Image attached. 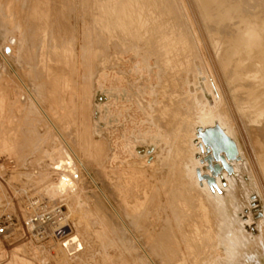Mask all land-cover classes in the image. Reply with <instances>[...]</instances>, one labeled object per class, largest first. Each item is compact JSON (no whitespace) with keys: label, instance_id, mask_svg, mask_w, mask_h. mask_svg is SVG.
Returning <instances> with one entry per match:
<instances>
[{"label":"rangeland","instance_id":"obj_1","mask_svg":"<svg viewBox=\"0 0 264 264\" xmlns=\"http://www.w3.org/2000/svg\"><path fill=\"white\" fill-rule=\"evenodd\" d=\"M14 1L9 3L8 0H0V50L8 45L12 48V54L6 56L11 67L4 63L0 54V210L9 213L13 221L7 232L0 237V264H7L14 257L19 260L13 264H72L68 261L72 254L76 255L74 264H119V252L124 253L126 264H133L131 256H135L138 243L146 248L150 241L165 231V226L162 225V198L158 197L162 184L166 183V180L159 176L164 167L168 169L167 175L173 174L178 183H186L187 189L192 185L199 187L197 191L206 196L202 203V198H199L200 205H223L214 196L218 189L214 193V189H211L205 180L200 181L196 173V170L201 169L200 173L208 172L205 170L206 163L201 162V158H205L206 154L198 146L200 141L195 136L196 130L214 124L219 125L234 140L241 158L239 161L244 158L247 160V167L261 190L264 209V175L260 174L262 168L258 158V166L253 158L251 145L253 149L254 145L250 132L237 111L230 96V89L216 64L200 10L194 0H181L183 6L178 1L176 3L179 16L182 15L177 20L184 18L189 26L181 25L183 19L177 21L178 29H174L172 25L157 27L151 43L145 40V37L133 41L109 33L105 28L100 29L98 73L103 76V82L114 78L118 81H115L117 85L119 82L129 84L136 102L134 105L129 103V111L115 106V113L119 112L121 116L109 125L112 128L105 127L102 134H93L95 144L87 135L86 118L92 82L85 71L87 69L93 72L90 64L87 65L92 55L91 50L86 48L85 52L76 53L81 62L74 56L81 71L79 74L72 72L71 75H77L73 81L81 90L78 91L80 103H77V110L70 117L65 113L63 104L55 102L54 90L51 83L45 79L42 67L48 59L56 58L54 49H63L64 43L61 41L63 39L62 42H65L69 28L63 19L49 17L34 29L37 34L34 40H30L32 46L27 45V42L30 43L27 38V26H22L17 16V11L23 10L24 7L22 9L20 2L17 4L18 1ZM39 5L46 11V0H39ZM81 17L78 9L69 14L68 19L75 36L80 31ZM190 27L199 42L200 51L207 59L206 65L208 64L209 69L206 76H202L205 74L204 69L198 72L202 74L199 75L202 81L201 86H195V93L189 89L191 82L183 80L185 73H188L183 71L187 69L185 67L189 62L187 58L181 57L184 49H179L182 45L180 33ZM263 35L264 27L260 32V45L253 50V54L257 59V66L264 73ZM22 46L27 48L26 52L32 49V54H26L35 58L25 62L18 60L16 51ZM84 53L85 63L82 57ZM58 55L64 56L65 53ZM209 55L214 60L217 75L210 67ZM58 70L63 75L69 73L68 67H64L62 61ZM188 70L191 72L194 67ZM111 72L114 75L110 76ZM175 73L179 76L177 83L178 92L181 93L180 99L178 92L174 90ZM208 76L209 80H213L204 82ZM29 93L39 102L42 109ZM56 95L61 98L59 91ZM175 101L176 104L173 103ZM160 114H164L165 118H161ZM55 128L63 135L66 143ZM65 131L71 132V136H66ZM101 136L108 138L106 147L97 144ZM126 136L138 143V150H147L150 153L143 158L147 159V179L139 183L147 185L148 193H156L153 200L149 197L147 199L148 217L143 230L139 231L131 229L125 206L129 202L127 190L135 175L132 169L135 165L132 161L123 160L117 150L119 143ZM65 153L73 160L76 177L52 167L65 157ZM197 166H200V169H197ZM180 167L185 172L179 175L177 170ZM57 171L60 174H57ZM62 173L71 181V185L63 192L57 189ZM130 173L131 176H128ZM209 192L211 197L208 200ZM33 201L35 203H32ZM56 206L60 207L61 216H68L54 226H46L43 237H38L37 230L33 231V227L27 223L29 218L35 212L51 210ZM156 206L159 209L158 217L152 212ZM257 223L259 233L263 234L264 215ZM130 230L133 233H130ZM172 235L176 236L173 233ZM102 245H105V248ZM48 250H55V253H49ZM150 257L146 260L150 261L148 264H160L153 254H150Z\"/></svg>","mask_w":264,"mask_h":264},{"label":"bare ground","instance_id":"obj_2","mask_svg":"<svg viewBox=\"0 0 264 264\" xmlns=\"http://www.w3.org/2000/svg\"><path fill=\"white\" fill-rule=\"evenodd\" d=\"M8 1L13 3V0ZM17 1V4L20 2L22 9L24 7L23 10L17 11V16L22 26L24 24L27 26V38L29 41L34 40V36L37 34L34 29L38 27V24L47 18L49 19V17L57 20L63 19L69 28L66 32L65 42H62L63 39L61 41V43H64L63 49L60 51L54 49L53 54L56 55V58L48 59L42 67L45 79L51 83L52 90H54L53 98L55 102H61L65 113L70 117L76 112L77 103H80L78 101V91L80 92L81 88L78 89L73 81V78L77 77V75L74 77L71 75L72 72L79 74L81 71L78 66V60L81 62L80 56L78 57L76 53L85 52L86 48L91 50L92 55L87 65L90 64L93 72L87 69L85 71L87 77H91L92 82L90 85L92 90L87 102L89 111H87L86 118L88 119L87 135L94 144L96 141L93 134H102L105 127L112 128L109 125L114 123L115 119L120 115L119 112L115 113L116 107L129 111V103L132 102L134 105L136 102L135 94L134 92L132 93L133 89L129 84L126 85V83L119 82V85H117L115 81H118L114 78L103 82V76L101 77L98 73L100 29L105 28L109 33L133 41H138L145 37V40L151 43L154 40L157 27L172 25L174 29H178L177 21L180 22L184 19L177 20L182 17L181 14L179 16V8L176 5L178 1L183 6L181 0H46V11L39 5V0ZM194 2L200 10L216 64L220 69L226 86L230 89V96L234 101L235 107L250 132L255 151L251 143L249 144L257 166V161L259 160L263 172H260L262 176L264 175V73L257 66V59L253 54V50L260 45V32L264 27V0H194ZM77 9L82 17L80 20V31L75 36L68 18L69 14L77 11ZM43 12H45V15H43ZM181 25L189 26L186 19L183 20ZM179 37L182 38V45L179 49H184V52H181V57L187 58L189 62L187 67H185L187 69L183 71L188 73H185V79H183L184 75L182 74V79L191 82L192 85L190 84L191 88L189 89H192L195 93V86L202 81L199 79L201 77L199 75L202 74L198 72L200 69H204L205 74L202 76H206L209 70L207 68L208 64L206 65L208 62H206L207 59H205L204 54L199 49V42L192 33L191 27L189 30L181 32ZM31 42H27V45L32 46L33 43ZM172 48L170 49L174 52ZM26 49L25 46H22L16 51L17 59L21 62L35 58V56L26 54L27 52L31 53L33 50L29 49L26 52ZM61 52L65 53L64 56L61 55L64 61L58 55ZM10 53L12 54L10 45L4 46L3 50H0L4 63L11 67L6 58ZM75 55L78 60L74 58ZM82 57L85 63V53ZM209 58L210 67L217 75L214 60L211 56ZM61 61L64 62V67L69 69L67 75H63L58 70L60 69ZM192 67H194V70L189 72L188 69ZM86 74L83 73L84 76ZM109 74L110 76L114 75L112 72ZM173 77H175L174 90L178 92L179 83H177V78L179 79V76H176L175 73ZM206 80H209V76L204 82ZM193 83L195 84L193 85ZM207 88L205 86L206 90H208ZM58 91L61 93V98L56 95ZM29 94L37 106L41 108L39 102L31 93ZM180 95L181 93L179 94L178 92L179 99ZM183 96L184 94L182 93ZM173 103L176 104V101ZM159 116L165 118L164 114ZM48 121L52 124L50 118H48ZM56 131L66 143L63 135L57 129ZM196 131L195 136L200 141L198 146L206 154L205 158H201V162L206 163L205 170L208 171L200 173L202 169L200 171L195 169L197 171L195 172L198 173L197 178L200 181L205 180L208 186L214 189V193L218 189V193L214 196L223 205L217 203L212 205V207L206 203L200 205L199 198H202L200 201L202 203L206 196L204 197L203 192H198L199 187L192 185V187L187 189L186 183H178L173 174L167 175L168 169L164 167L159 176L165 179L166 183L162 184L158 197L162 198V214L164 216L162 225L165 226V231L150 241L146 248L138 243L135 256H131V261L133 264H148L150 261L148 260L147 262L146 260L151 258L150 254H153L160 264H264V233H259V224L257 223L264 215L263 197L250 169L247 167V160L244 158L239 161L241 158L234 140L219 125L200 127ZM65 134L68 137L71 136L69 131H65ZM101 137L97 144L101 147H106L108 138L105 136ZM132 140L126 136L119 143L117 150L119 155L123 156V160L132 161L135 165L132 168L135 175L132 177L130 187L127 190L129 202L125 206L128 211L129 223L132 225L131 229L139 231L143 230L144 222L146 217H148L146 216L147 199L149 197L153 200L152 198L156 197V193H148L147 185L145 183L140 185L139 183L147 179V176H145L148 173V168L146 167L147 159L143 158L150 153L147 150H138V143ZM52 167L76 177L73 160L68 153H65V157L58 160ZM199 167L197 166V169H200ZM177 171L179 175L185 172L181 167ZM259 171L261 170L259 169ZM57 174H60V172ZM63 174L57 184V189L61 192L71 185L70 178ZM128 176H131V173ZM262 181L264 182V179ZM220 190L221 192H219ZM210 193H207L209 194L207 196L208 200L211 197ZM32 203H35V201ZM157 207L152 211L156 213L155 217L159 215ZM66 216L68 215L60 216V220L65 219ZM27 223L35 231V226L30 224L29 220ZM159 223L158 227L156 226L157 228H159ZM228 223L230 231H228ZM36 230L38 231L39 229L37 228ZM130 233L133 232L130 230ZM172 233L176 236L172 235ZM130 237L134 238V236ZM102 247L105 248V245H102ZM123 255L124 253L120 252L117 254L119 264L127 263ZM75 257L76 255L72 254L68 261L74 264ZM18 260L17 257H14L7 264H13ZM154 261L153 263H157V261Z\"/></svg>","mask_w":264,"mask_h":264},{"label":"built area","instance_id":"obj_3","mask_svg":"<svg viewBox=\"0 0 264 264\" xmlns=\"http://www.w3.org/2000/svg\"><path fill=\"white\" fill-rule=\"evenodd\" d=\"M60 216L61 209L59 206H56L51 210H42L35 212L29 218V222L30 224L35 226V229H39L38 231H36V234L38 235V237L42 238L45 227L56 225V223L60 220ZM12 223L13 221L11 215L9 213L1 212L0 210V237L7 232L8 227H10ZM49 253H55V250L52 252L49 251Z\"/></svg>","mask_w":264,"mask_h":264}]
</instances>
